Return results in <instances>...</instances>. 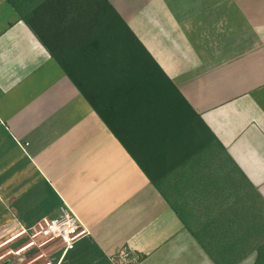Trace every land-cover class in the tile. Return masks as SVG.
Masks as SVG:
<instances>
[{
  "label": "crops",
  "instance_id": "crops-1",
  "mask_svg": "<svg viewBox=\"0 0 264 264\" xmlns=\"http://www.w3.org/2000/svg\"><path fill=\"white\" fill-rule=\"evenodd\" d=\"M96 2L0 0V245L66 202L90 236L38 264H119L123 250L143 257L136 264H256L264 0H108L227 160L206 175L193 157L157 159L128 131L156 185L58 63L94 39Z\"/></svg>",
  "mask_w": 264,
  "mask_h": 264
},
{
  "label": "trees",
  "instance_id": "trees-1",
  "mask_svg": "<svg viewBox=\"0 0 264 264\" xmlns=\"http://www.w3.org/2000/svg\"><path fill=\"white\" fill-rule=\"evenodd\" d=\"M96 1L97 11L90 20V25L95 27L94 39L71 47L73 61L65 62L58 58V63L110 131L128 149L116 126L127 130L126 133L129 131L135 138L137 129L142 130L146 140L156 141V151L160 152L157 159L166 157L170 152L192 157L195 152L191 154V151L197 142L201 141L203 146L208 141L201 130L209 135V144L214 143L221 148L215 136L108 0ZM137 138L140 141L142 137ZM136 160L152 181L149 165ZM152 182L156 185V181ZM260 214L261 235L256 246V264H264L263 201ZM142 259L139 257V261Z\"/></svg>",
  "mask_w": 264,
  "mask_h": 264
},
{
  "label": "built area",
  "instance_id": "built-area-1",
  "mask_svg": "<svg viewBox=\"0 0 264 264\" xmlns=\"http://www.w3.org/2000/svg\"><path fill=\"white\" fill-rule=\"evenodd\" d=\"M89 236L90 232L78 214L68 203L63 202L56 216L45 217L32 227H21L7 236L0 245V263L24 252L36 255L32 260L35 264L50 260L58 253L64 257L80 240ZM12 242H20L22 248L18 251L8 249ZM123 255L114 256L112 261L119 262Z\"/></svg>",
  "mask_w": 264,
  "mask_h": 264
},
{
  "label": "rangeland",
  "instance_id": "rangeland-1",
  "mask_svg": "<svg viewBox=\"0 0 264 264\" xmlns=\"http://www.w3.org/2000/svg\"><path fill=\"white\" fill-rule=\"evenodd\" d=\"M116 128L119 134L122 136L123 140L127 142V144L135 152L138 158L142 160L141 154L138 151L136 140L131 135L127 134L126 131H124V129H122L120 126H116ZM136 133L138 137H142L140 141H142L145 144V148H150L151 152H154L155 148H157L156 141L152 139L146 140L145 134H143L142 130L137 129ZM201 133L205 135L204 131L202 130ZM205 137L208 139V141H211L208 138V136ZM206 138L203 137V140H206ZM208 141L203 146L201 144V141L197 142L195 148H193V150L191 151V154L195 152L192 156L193 157L192 159L194 160L193 163H196L192 166L197 168L199 171L200 170L204 171L205 173L215 171L216 168H218L219 166H223L227 163V160L225 158L224 153L222 152V149L214 143L209 144ZM206 175L209 174L206 173ZM121 254L124 255L123 258L119 260V264H136L139 261L138 256L132 255L126 250L121 251L119 254H117V256L120 257ZM50 260L53 261V259Z\"/></svg>",
  "mask_w": 264,
  "mask_h": 264
}]
</instances>
